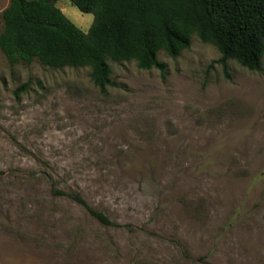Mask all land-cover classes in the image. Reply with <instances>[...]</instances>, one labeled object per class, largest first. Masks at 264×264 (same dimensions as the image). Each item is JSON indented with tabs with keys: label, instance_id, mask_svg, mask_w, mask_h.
Here are the masks:
<instances>
[{
	"label": "rangeland",
	"instance_id": "rangeland-1",
	"mask_svg": "<svg viewBox=\"0 0 264 264\" xmlns=\"http://www.w3.org/2000/svg\"><path fill=\"white\" fill-rule=\"evenodd\" d=\"M56 5L88 30L92 13ZM219 57L193 36L158 52L163 73L109 61L102 94L87 67L0 50V264H264V59Z\"/></svg>",
	"mask_w": 264,
	"mask_h": 264
},
{
	"label": "trees",
	"instance_id": "trees-1",
	"mask_svg": "<svg viewBox=\"0 0 264 264\" xmlns=\"http://www.w3.org/2000/svg\"><path fill=\"white\" fill-rule=\"evenodd\" d=\"M92 13L87 31L73 23L57 0H8L2 10L0 50L10 64L37 60L51 68H89L99 92L112 85L109 61H134L139 69L166 64L164 50L176 57L196 36L214 45V62L227 73L229 59L259 71L264 59V0H70ZM28 83L15 89L27 90ZM50 193L80 205L102 225L115 226L108 215L90 205L77 190L51 184Z\"/></svg>",
	"mask_w": 264,
	"mask_h": 264
}]
</instances>
